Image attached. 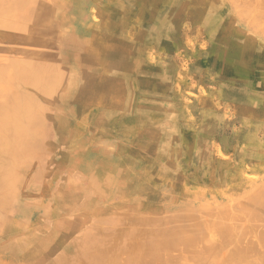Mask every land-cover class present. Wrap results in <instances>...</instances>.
<instances>
[{"label":"rangeland","instance_id":"1","mask_svg":"<svg viewBox=\"0 0 264 264\" xmlns=\"http://www.w3.org/2000/svg\"><path fill=\"white\" fill-rule=\"evenodd\" d=\"M25 1H0L12 10L0 37H13L0 39V89L8 104L31 97L39 114L27 99L21 112L40 117L26 132L23 114L29 150L9 156L24 212L46 218L50 201L55 215L84 216L110 237L89 251L114 264H193L199 247L264 260V0H39L33 14ZM24 10L33 20L14 17Z\"/></svg>","mask_w":264,"mask_h":264},{"label":"bare ground","instance_id":"2","mask_svg":"<svg viewBox=\"0 0 264 264\" xmlns=\"http://www.w3.org/2000/svg\"><path fill=\"white\" fill-rule=\"evenodd\" d=\"M1 2H3L4 0H0ZM19 2H17V3H19V4H22L23 5V3H21V1L22 0H18ZM28 1V0H27ZM29 1H31V0H29ZM33 1V0H32ZM41 1V0H40ZM0 2V3H1ZM11 2H12V4H14L15 5V3H16V0H11ZM23 2L24 3H26V1L25 0H23ZM39 2V0L37 1V0H34L33 2H32V4L31 5H33V3H35V5H33V6H31V5H29L30 3H28V4H25V5H28V6H24L23 7V9H27V8H29L30 6L32 7V10H33V7H36L37 6V8L39 9V7L38 6H40V4L38 3ZM3 4V3H2ZM18 4V5H19ZM36 4H39V5H36ZM9 5V4H8ZM14 5L12 6V8H14ZM22 5H20L21 7H22ZM79 6V5H78ZM3 7V8H2ZM2 7H0V32L1 33H3V31H4V29L8 26V23H7V19H6V17H8V14H7V12L9 13L10 11H12V10H9V9H11V5H10V7H8V6H6V7H4V4H3V6ZM16 7V6H15ZM74 7V6H73ZM5 8L8 10V11H6L5 10ZM15 9V8H14ZM14 9H13V12H14ZM25 9V10H26ZM31 9V8H30ZM30 9H29V11H28V9H27V11L28 12H30ZM36 9V8H35ZM38 9L37 10H33V11H31V14H33L34 13V11H36L37 13H38ZM18 10V9H17ZM19 10H22V9H20V7H19ZM24 10V11H25ZM24 11H18L17 13H14L13 15H14V17H15V15H16V17H21L20 16V14L22 15V16H24V17H22V18H24V21H27V20H29V19H32V15L31 16H29V14L27 13V14H24V13H26V11L24 12ZM73 11V10H72ZM23 12V13H22ZM75 12H77V11H75ZM37 13H35L34 15H33V18L36 16V14ZM73 13V15L75 14L74 12H72ZM10 14H12V13H10ZM24 14V15H23ZM13 15L12 16H10V17H12V19L14 18L13 17ZM18 15V16H17ZM39 15V14H38ZM41 15V14H40ZM81 15V14H80ZM79 15V16H80ZM27 16V17H26ZM29 17H31V18H29ZM37 17H39V16H37ZM34 18L35 20V22H37V20L39 21V20H41L40 19V17H39V19L38 18ZM81 17H82V15L80 16V19H81ZM27 18H29V19H27ZM74 18H75V16H74ZM11 19V20H12ZM25 19H27V20H25ZM33 20V19H32ZM60 20H63V19H60ZM29 21H31V20H29ZM29 21H27V22H29ZM24 24L26 25H28L29 27H32V25L30 26L29 24H31V23H26V22H24ZM23 24V25H24ZM32 24H34V23H32ZM36 24V23H35ZM37 25H39V22L36 24V29H37ZM27 26V27H28ZM9 27H10V25H9ZM35 26H33L32 28H34ZM36 29H33L32 31H34V33H36L35 31H36ZM10 31H11V29H10ZM31 31V30H30ZM30 35H31V33H30ZM34 34H32L31 36H33ZM55 36H58V34H55ZM11 38H13L12 37V35H7V36H5V34H2L1 35V37H0V39H2L4 42H5V40H7V39H9V41L10 40H12ZM55 38H57V37H55ZM8 41V40H7ZM246 50V49H245ZM80 51H82V48H81V50ZM250 51V50H249ZM78 52H79V50H78ZM79 53H81V55L83 54L82 52H79ZM80 55V54H79ZM86 56V55H85ZM80 63H85V62H83V61H81ZM52 64V63H51ZM68 64H69V62H68ZM82 66L84 65V64H81ZM86 65V64H85ZM85 65H84V68H86L85 67ZM92 65V64H91ZM49 66V65H48ZM51 66V65H50ZM49 66V67H50ZM64 66H65V64H64ZM94 66V65H93ZM44 67V66H43ZM46 67V66H45ZM52 67V66H51ZM66 67H67V65H66ZM69 67V66H68ZM71 67V66H70ZM99 67V66H98ZM35 68V67H34ZM95 68V67H94ZM81 69V68H80ZM43 70V69H42ZM47 70H49L48 69V67H47ZM51 70V69H50ZM74 70V69H73ZM45 71V70H44ZM83 71V70H82ZM73 71H71L70 73H72ZM75 72V71H74ZM84 72V71H83ZM82 72V73H83ZM13 73H15V70H13V72H12V74ZM81 73V72H80ZM79 73V74H80ZM99 73V72H98ZM81 75V74H80ZM74 76V75H73ZM80 77V76H79ZM81 77H82V75H81ZM97 78V77H96ZM95 78V79H96ZM71 79V80H70ZM68 81H72V78H70ZM80 79V78H79ZM84 79V78H83ZM25 80H27V79H25ZM85 80V79H84ZM96 81H97V79H96ZM63 82V81H62ZM86 82H88V81H86ZM13 83V82H12ZM81 82H79V84H80ZM89 83V82H88ZM94 83H96V82H94ZM63 84V83H62ZM65 84V86H66V89L65 88H63V86H62V90L66 93L67 91H65V90H67V83H64ZM63 84V85H64ZM70 83H68V85H69ZM76 85H78V84H76ZM82 84H80V86H81ZM90 85V84H89ZM88 85V86H89ZM94 85V84H93ZM264 85V84H263ZM72 86V85H71ZM80 86H78L79 88H80ZM82 86H84V85H82ZM81 86V87H82ZM70 87V86H69ZM90 87V86H89ZM88 87V88H89ZM93 87V86H92ZM78 88V89H79ZM83 88H85V87H83ZM88 88H86V89H84V90H86V91H88L87 93H90V94H88V95H86L87 97H89V95H91V93H93V92H96L95 90H93V92H92V89L90 90V88H89V90H88ZM69 89V88H68ZM74 89V88H73ZM76 89V88H75ZM11 90V89H10ZM62 90H60V95H63L64 94V96H65V93H63V91ZM80 90H81V88H80ZM79 90V91H80ZM102 90V89H101ZM100 90V91H101ZM69 91V90H68ZM70 91H71V89H70ZM74 91V90H73ZM85 91V92H86ZM8 92H9V90H8ZM78 92V91H77ZM113 92V91H112ZM5 93H7V92H5V89H3L2 87H1V89H0V154H3V155H5V154H8L6 157L7 158H10V157H16V155H19V154H23L24 153V144H25V146L27 147L26 148V150H29V143H27L28 141H29V139H28V141L27 142H25V143H22V139H24V137L23 136H18V130L20 129L19 128V124L21 123V120H22V118H24L23 117V112H21L22 110H23V108H24V106L26 105V99H27V103H28V105H30L31 106V104L30 103H32V104H34V105H32L30 108H31V110H33L32 109V107L33 106H35V102H34V100L31 98V97H26L25 98V100H23L22 102H20V100L18 101V99H17V103L15 102L16 100L13 98V101H11V102H13V103H15V104H17L16 105V107H14L15 106V104H13L12 105V103H9V104H11L10 106H9V104H8V102H6V99H5ZM63 93V94H62ZM69 93V92H68ZM79 93V92H78ZM77 93V94H78ZM81 93V92H80ZM84 92L82 91V94H83ZM114 93H116V92H114ZM9 94V93H8ZM82 94H78V96L79 95H82ZM95 94V93H94ZM113 94V93H112ZM68 95V94H67ZM93 95V94H92ZM111 95V94H110ZM64 96H60V98L62 97L63 99H64V102H65V97ZM78 96L76 97V98H78ZM83 96V95H82ZM82 96L80 97L79 96V98H81L82 99ZM85 96V97H86ZM67 97V96H66ZM70 97V96H69ZM71 97H72V95H71ZM93 97H94V95L92 96V98H90L89 100H91V99H93ZM15 98H17V96L15 97ZM61 98V99H62ZM78 98V99H79ZM62 99V100H63ZM83 99H87V98H84L83 97ZM98 99V98H97ZM96 99V100H97ZM10 100V99H9ZM67 100V99H66ZM68 100H69V98H68ZM75 100V99H74ZM74 100H73V102H74ZM52 101V100H51ZM88 101V100H87ZM20 102V103H19ZM79 102V101H78ZM77 102V103H78ZM18 103H19V105L21 104V103H23V104H25V105H23V108H21L22 107V105H18ZM12 107H14V108H12ZM28 107L29 106H27L26 105V111H27V109H28ZM12 108V109H11ZM15 108H16V110H17V112H16V110H15ZM21 108V109H20ZM30 108L28 109V110H30ZM34 109L35 110H37V108H35L34 107ZM15 110V111H14ZM79 110H80V108H79ZM24 111V110H23ZM9 112H11L10 114H8ZM29 112V111H28ZM31 113H32V111H30ZM33 112H35L34 110H33ZM47 112H49V111H47ZM35 113H38V112H35ZM34 113V114H35ZM43 113V112H42ZM6 114H8V115H6ZM32 115L33 116V118H32V116H31V114H30V116H29V114L28 115H25L24 114V116H25V118H26V116L27 117H31L30 119H32L31 121H30V123H28L27 121H25V120H23V121H25V122H23V123H25V127L24 128H26V132H28L30 129H29V127L31 126V124H35L36 123V118L38 119V117L39 116H37V114H35V115ZM39 114V113H38ZM58 114V113H57ZM9 117V118H8ZM45 117V116H44ZM44 117H43V119H44ZM40 118V117H39ZM42 118V117H41ZM46 119H48L47 117H45ZM29 119V120H30ZM33 119H35V120H33ZM53 119V118H52ZM40 120V119H39ZM45 120V119H44ZM49 121L48 122H50V119H48ZM33 121V122H32ZM45 122H47V120H45L44 122H43V124L45 123ZM53 124L52 125H55V123L53 122V120L51 121ZM50 122V123H51ZM42 123V122H41ZM49 123V124H50ZM42 124V125H43ZM47 124V123H46ZM22 125V124H21ZM41 125V124H40ZM60 125V124H59ZM29 126V127H28ZM38 126H39V124H38ZM45 126V125H44ZM34 127V126H33ZM37 127V126H36ZM34 128V130H32V131H34V133H35V131H39V130H36L37 128ZM42 127V126H41ZM47 127V126H46ZM45 127V129H48L49 127H51L50 125H49V127H47L46 128ZM53 127V129H54V126H52ZM22 129H23V127H21ZM40 128V127H39ZM38 128V129H39ZM56 128V127H55ZM63 128V127H62ZM45 129H43L42 130V128L40 129L42 132L45 130ZM52 129V128H51ZM57 129V128H56ZM55 129V130H56ZM59 129H57L56 130V133H57V131H58ZM20 131V130H19ZM31 131V132H32ZM40 132V131H39ZM42 132H41V134H42ZM47 132H50L51 133V130L50 131H44L43 132V134L45 135V133H47ZM53 133V132H52ZM55 133V134H56ZM20 134V133H19ZM22 134V133H21ZM40 134V133H39ZM38 134V135H39ZM48 134V133H47ZM54 134V133H53ZM55 134H54V136H55ZM58 134V133H57ZM27 135V134H26ZM36 135V134H35ZM51 135V134H50ZM59 135H61V134H59ZM58 135V136H59ZM29 136V135H28ZM27 136V137H28ZM27 137H26V139H27ZM41 137V136H40ZM44 137V136H43ZM29 138V137H28ZM47 139H48V137H46ZM54 138V137H53ZM58 138V137H57ZM10 139V140H9ZM12 139V140H11ZM51 139V138H50ZM25 140V139H24ZM55 140V139H54ZM57 140V139H56ZM55 140V141H56ZM64 140V139H63ZM67 140V139H66ZM48 141V140H47ZM46 141V142H47ZM50 141H52V140H50ZM68 141L69 140H67V145H68ZM44 142V141H43ZM60 142H62V141H60ZM27 143V144H26ZM56 143V142H55ZM54 143V144H55ZM46 144V143H45ZM52 144V143H51ZM59 144V141H58V143H57V145ZM37 145V144H36ZM44 145V144H43ZM61 145V144H60ZM63 145V144H62ZM38 146V145H37ZM46 146V145H45ZM44 146V147H45ZM51 147H53V144L52 145H50ZM41 147V146H40ZM48 147H49V145H48ZM60 147V146H59ZM42 148H43V146H42ZM46 148V147H45ZM50 148V147H49ZM48 148V149H49ZM33 149H34V147H33ZM41 149V148H40ZM47 149V148H46ZM53 149V148H52ZM35 150V149H34ZM42 151V150H41ZM23 152V153H22ZM27 152H29V151H27ZM26 152V153H27ZM34 152V151H33ZM35 152H37L36 150H35ZM39 152V151H38ZM47 153V152H46ZM50 154H51V152H49ZM28 154V153H27ZM43 154V153H42ZM45 154V153H44ZM41 155V154H40ZM40 155H38V157L40 156ZM1 156V155H0ZM10 156V157H9ZM23 156V155H22ZM29 156V155H28ZM42 157L41 158H43V156L45 157V155H41ZM1 157H3V156H1ZM0 157V159L1 160H3L2 158ZM18 157V156H17ZM19 157H21V156H19ZM38 157L36 158V159H38ZM6 158V159H7ZM33 158H35V156L33 157ZM13 159L14 158H10V160L11 161H6L7 163H8V166H9V162H13L12 164H14V161H13ZM46 159L48 160V158L46 157ZM15 160V159H14ZM16 160L18 161V158H16ZM15 160V161H16ZM42 160H44V159H42ZM121 160V159H120ZM122 160H124V159H122ZM17 161L15 162L16 164H14V165H17L19 162H20V158H19V161H18V163H17ZM34 161H35V159H34ZM119 161V160H118ZM5 162V161H4ZM6 162H5V164H6ZM38 162H40L39 161V159H38ZM42 162V161H41ZM3 162H1L0 161V264H114V263H116L115 262V259H117V258H114L116 255H113V256H104V255H102V254H98V253H93L92 251H89V249H88V247H87V245H88V242H90L91 243V245L96 241L97 243H100V242H104V238L103 237H107V239H109L110 237L108 236V235H101V234H103V231H99V232H97V234L95 233V231H94V224H92V227L89 229V230H87L86 228H85V217L83 216V217H81V216H79V215H67V216H58V215H55L54 214V207H50L51 206V203H50V201H47V203H45L44 205H47V206H45V207H48L47 209H48V211L47 212H49V214L46 216V218H44V216L43 215H37V214H30V213H28V212H24V211H27L26 209H29L28 207H27V205L25 204V199L26 198H22V192L20 191L21 189H20V187H19V184H20V182L18 183L17 182V179L16 180H14V181H12L11 179V176L12 175H14V173L16 172V174H15V176L16 175H18V170H17V166H12V164H11V166H9L10 168H12V172H11V174H7V173H10V172H3L4 170H3V165H1ZM4 164V163H3ZM20 165V163L18 164V166ZM5 166H7V164L6 165H4V168H6ZM19 167H21V166H19ZM18 167V168H19ZM120 167V166H119ZM126 170V169H125ZM6 171H8V168H7V170ZM11 171V170H10ZM6 173V174H5ZM19 176H20V174H19ZM18 176V178H20ZM91 176V175H90ZM22 177V176H21ZM88 178H89V176H88ZM13 179H15V178H13ZM87 179V178H86ZM93 179V178H92ZM88 181H89V179H87ZM19 181V180H18ZM91 182H93V181H91ZM90 182V183H91ZM87 184H88V182H87ZM137 186H138V184H137ZM139 187V186H138ZM7 189H11V191L8 193L9 195L8 196H6L5 194L7 193L6 192V190ZM13 189H15V191L13 190ZM20 189V190H19ZM6 192V193H5ZM21 192V194L20 195H18L19 193ZM138 192V191H137ZM3 194L5 195V197H7V198H5V197H3ZM24 194V193H23ZM19 196H21V197H19ZM150 198V197H149ZM162 198H163V196H162ZM40 200V199H39ZM148 200V199H147ZM163 201V200H162ZM32 201H30V203H31ZM48 202H49V204H48ZM164 203V202H163ZM157 206V205H156ZM150 207V206H149ZM78 208V207H77ZM77 208H71V207H69V204L67 205V206H65L63 209L62 208H60V210H63V211H73V210H78ZM156 210V209H155ZM25 213H27V214H25ZM103 218L102 217H99V220H102ZM222 221V220H221ZM221 221H217V222H220L221 223ZM169 222V221H168ZM216 222V223H217ZM173 223V222H172ZM163 224H165V223H163ZM169 224H171V223H169ZM218 224V223H217ZM106 225H108V223H106ZM223 224H221V226H222ZM99 227V226H98ZM215 227V226H214ZM219 227V229H221L222 227H220V226H218ZM223 227H225V226H223ZM164 228V227H163ZM167 228V227H166ZM174 229V228H173ZM217 229V228H216ZM160 230V229H159ZM160 231H165V229H162V230H160ZM193 231H195V230H193ZM264 231V230H263ZM192 232V231H191ZM156 233V232H155ZM160 233V232H159ZM165 233V232H164ZM169 233V232H168ZM200 234H201V232H199ZM163 234V233H162ZM126 235H127V233H126ZM165 235V234H164ZM166 235H167V233H166ZM165 235V236H166ZM227 235H228V233H227ZM227 235H226V237H227ZM263 235V234H262ZM232 236V235H231ZM167 238H169V236L167 237ZM172 238H173V233H172ZM159 239V238H158ZM262 239V238H261ZM164 240V239H163ZM174 240V239H173ZM172 240V241H173ZM242 240V239H241ZM247 240V239H246ZM123 241V240H122ZM167 241H169V240H167L166 239V242ZM227 241V240H226ZM230 241H233V239L232 240H230ZM261 241V240H260ZM263 242H264V240H262ZM249 242H250V240H249ZM126 243V242H125ZM156 243V242H155ZM162 243H163V241H162ZM171 243V242H170ZM175 243V242H174ZM179 243V242H178ZM245 243V242H244ZM252 243V242H251ZM253 243H254V241H253ZM167 244V243H166ZM225 244H227V243H225ZM232 244V243H231ZM255 244V243H254ZM261 244V243H260ZM121 245V244H120ZM238 245H240V244H238ZM248 245H249V243H248ZM247 245V246H248ZM152 246H154V245H152ZM151 246V247H152ZM167 246V245H166ZM169 246H171V245H169ZM217 247H218V245H216ZM247 246H245V247H247ZM257 246V245H256ZM255 246V247H256ZM122 247V246H121ZM127 248H129L128 246H126ZM132 247V246H131ZM130 247V248H131ZM158 247V246H157ZM176 247V246H175ZM187 248H188V246H186ZM190 247H192V246H190ZM193 247H194V245H193ZM207 247V246H206ZM215 247V246H214ZM220 247V246H219ZM239 247V246H238ZM251 247V246H250ZM264 247V246H263ZM119 248V247H118ZM133 248H135V247H133ZM170 248H173L172 246L170 247ZM204 248V247H203ZM224 248V247H223ZM227 248V247H226ZM243 248V247H242ZM122 249V248H121ZM153 249V248H152ZM160 249V248H159ZM183 249V248H182ZM185 249V248H184ZM194 249V248H193ZM196 250H197V248H195ZM201 248L199 247L198 248V251L196 252V250H193V252H196V253H191V254H194V257H196L195 256V254H197V256H202V258H203V260H202V258H194V259H198V260H200V261H202L201 263H200V261L199 262H197L196 260H192L193 262H190V263H193V264H206V263H208V262H205L204 260V258L206 257L208 260H210L211 258H212V260H213V255H214V260L216 261L215 262V264H232L231 262L229 263V261H230V257L229 256H227V255H224L223 253H220L221 251L220 250H223V249H220V250H218L217 248H216V250L214 249V251L213 252H211L210 254L208 253V251H206V249H203V251L202 250H200ZM241 249V248H240ZM246 248H244L243 250H245ZM264 249V248H263ZM130 250V249H129ZM135 250V249H134ZM133 250V251H134ZM173 250H179V249H173ZM192 251V249H186V252L187 251ZM231 250H233V249H231ZM248 251H249V249H247ZM251 250H253V244H252V249ZM181 251V250H180ZM184 251V250H183ZM200 251V252H199ZM220 251V252H219ZM224 251H225V249H224ZM255 251H256V249H255ZM261 251V250H260ZM141 252V251H140ZM160 252V251H159ZM167 252H168V250H167ZM173 252V251H172ZM185 252V254H187ZM204 252H206V253H208L207 255L204 253ZM219 252V253H218ZM239 252V251H238ZM157 253V252H156ZM163 253V252H162ZM161 253V254H162ZM166 253V252H165ZM170 253V252H169ZM206 255V256H204V254ZM214 253V254H213ZM229 253H231L232 254V252H229ZM235 253H236V250H235ZM242 253V252H241ZM243 253H245V251L243 252ZM260 253V252H259ZM259 253L257 254V252L255 253V254H257L256 256L257 257H259ZM261 253H262V251H261ZM123 254V253H122ZM131 253L129 252V255H130ZM137 254V253H136ZM142 254V253H141ZM141 254H140V256H141ZM189 254H190V252H189ZM191 254H190V256H191ZM199 254V255H198ZM202 254V255H201ZM218 254H222V255H218ZM228 254V253H227ZM246 254V253H245ZM254 254V255H255ZM128 255V256H129ZM145 255V254H144ZM155 255V254H154ZM163 255V254H162ZM166 255V254H165ZM171 255V254H170ZM179 255V254H178ZM181 255V254H180ZM183 255H184V253H183ZM210 255V256H209ZM232 255H234V254H232ZM243 255V254H242ZM249 255H250V253H249ZM263 255V254H262ZM261 255V256H262ZM126 256H127V254H126ZM131 256V255H130ZM136 256V255H135ZM151 256H153V255H151ZM168 256H169V254H168ZM176 256V255H175ZM190 256H189V258H190ZM199 256V257H200ZM210 257V259H209V257ZM247 256V255H246ZM117 257V256H116ZM121 257V256H120ZM139 257V256H138ZM143 257V256H142ZM166 257V256H165ZM174 257V256H173ZM178 257V256H177ZM180 257V256H179ZM178 257V258H179ZM182 257V256H181ZM180 257V262L182 261V258ZM229 257V258H228ZM254 257V256H253ZM183 258H184V256H183ZM260 258H262V257H260ZM260 258H258V259H255V260H257V262H253V264H258L259 263V261H261L260 260ZM132 259V258H131ZM162 259V258H161ZM190 259H192V258H190ZM206 259V261H208ZM239 259V258H238ZM242 259V258H241ZM240 259V260H241ZM244 259V261H245V258H243ZM242 259V260H243ZM250 259V258H249ZM251 259H254V258H251ZM140 260V259H139ZM153 260V259H152ZM173 260V259H172ZM176 260V259H175ZM187 260V259H186ZM185 260V261H186ZM177 261V260H176ZM189 261V260H188ZM191 261V260H190ZM211 261V260H210ZM226 261H228V262H226ZM243 261V262H244ZM250 261H252V260H250ZM262 261H264V260H262ZM262 261H261V263H259V264H262ZM121 262V261H120ZM168 262V261H167ZM166 262V263H167ZM194 262H197V263H194ZM203 262H205V263H203ZM225 262V263H224ZM247 262H249V260L247 261ZM118 263V262H117ZM141 263V262H140ZM148 263V262H147ZM212 263H213V261H212ZM211 263V264H212ZM234 263V262H233ZM242 263V262H241ZM168 264V263H167ZM180 264V263H179ZM183 264H184V262H183ZM209 264V263H208ZM244 264H251V263H245L244 262Z\"/></svg>","mask_w":264,"mask_h":264}]
</instances>
